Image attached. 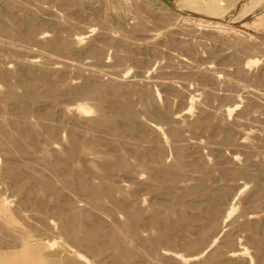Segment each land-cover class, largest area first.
Listing matches in <instances>:
<instances>
[{"label": "bare ground", "instance_id": "1", "mask_svg": "<svg viewBox=\"0 0 264 264\" xmlns=\"http://www.w3.org/2000/svg\"><path fill=\"white\" fill-rule=\"evenodd\" d=\"M116 1L118 2H116V4H127L125 3L127 0ZM77 2V0H65L64 6L66 9L78 6L77 8L79 10L81 6H79L80 4ZM88 2L92 4L93 1L90 0ZM173 3L179 7V9L188 11L190 15L194 14V16H199L200 20H197V22L201 27L197 28L196 25L191 26L192 24L190 25L188 23L190 22L188 19L187 21L184 20L185 23L187 22L186 29L190 27L193 32H199L200 30L201 34L203 33V35L205 34L209 36V38L212 37L217 39L215 42L219 40L218 42L227 44L226 46L232 48L234 45L236 47L242 44L239 42L242 41L239 38L242 36L232 27L221 26L220 21L223 18L231 19L233 16L229 18L230 14L235 12L238 8L242 9V7L243 12L241 15H246L251 7L257 3V0H247V2L244 0H218L215 4L204 7L195 5L189 0H176ZM3 4L5 7L0 9V40L2 39V41H5L0 42V54L2 52H6V54L10 52L12 54L11 56L8 54V56H6L7 58H4L5 61H0V264H142L140 262H143L142 257H145V254H152L150 256L155 254L160 264H191L200 260V258L205 256L204 254L216 243L225 226L227 227V225H225L227 220H229L232 212H234L235 205L229 204L230 206L228 205V208H226L229 212L226 210V216H222V220H220L221 218L219 219L221 222H217V214L221 211L219 209L227 206L224 205L219 208L220 203L226 202L227 198L232 196V199H234V197L236 198L237 195L239 196V194H242L241 192H244L242 189L246 187V184H239L237 182L235 186L231 184L234 187L232 188L234 193L232 196H229L231 194V188L227 189V185V187L224 185V189L211 190L213 187L219 186L213 183L216 179L212 182L213 187H210L212 186L211 183L208 184L210 186L206 185L210 187V190L206 189V186H204L205 183H200V181L203 180V178L205 180L207 176H209L208 178L210 179L211 176L209 174L213 173L212 167L211 171L209 169L211 165L208 167V157L201 154L202 149L205 148H208L210 151H215L212 144L214 141L210 139L211 135L208 136V134L207 137L205 134L210 132L213 133L214 130L216 133L212 138L215 140L222 134V131H219V129L218 132H221L219 135L217 131H215V128L221 127V123L218 121V123L216 122V117L215 119L213 118L215 120L214 124L211 122L212 120L210 121L208 118L209 115L211 116L213 115L212 113L215 112L213 108H211L212 110L209 109L208 113L197 106V108L199 107L198 113H195L196 116H194L195 114L192 115L191 110L192 104L190 102H185L186 105L182 109V112L178 111L177 113L172 114V112L170 114L168 110H161L158 108V94L149 92L144 96L150 99V106H152L153 109L149 111L150 109L145 106L144 108L147 107L149 109L145 114L144 111H146V109L143 112L141 110L139 111L136 105L135 109V103L131 101L133 92L138 91L132 92L130 86L133 85V87H138L141 81L124 82L125 80L123 79V81L121 78V80L114 81V79L110 81L113 83H111V85L110 83L109 85L107 83L103 85L104 82L99 83V79H95L94 76L92 77L94 79L82 81L83 83L80 85L76 83V85H74L73 82L66 83L67 81H62V77L63 74L66 75L65 72L70 66L65 64V61L48 63L49 65L63 64V69H58L57 67L47 66V63H45V66L43 61L39 62L40 60L37 61L36 58L38 59V56L42 54L43 50H52L58 53H62V51L66 52L68 51L66 46L68 47L70 44L65 46L64 40L60 39L58 35H52L54 37L50 38L44 35L43 32V35L40 33L35 35L37 33V28L40 27V23L36 20V16L31 15V12L26 10L25 6L17 5V2L5 1ZM18 11L23 13V17H20L21 19L15 22L14 17L18 14L16 13ZM114 12L115 11H113V13ZM236 17L238 18L239 16ZM7 22L10 23V25ZM197 22L193 23V25ZM185 23L183 25H185ZM78 37H80V35ZM244 38H246L245 40L248 42L247 39L249 37ZM33 40L34 42L37 41V45L40 44L39 46L43 49H41L42 52H37L39 55L33 54L32 52H25L27 54L24 55L26 59H23L24 61L19 60V55L24 52L22 51L23 47H26L19 43H24L26 41L24 43L26 44L27 41L33 42ZM82 40L83 38L76 37L72 42L76 45ZM122 41L120 47H124V49L129 48L130 50L131 45L134 47L136 46V44L131 43L129 46L126 40ZM134 47L133 49H137ZM222 50L224 49L222 48ZM73 51L71 54H74ZM237 51L238 50H236V52ZM86 52L89 56L91 55L90 57H93L92 59H99L98 57L101 55L96 47H89ZM68 53H70V51ZM68 53L66 55H68ZM242 56L240 58H242ZM40 57L44 59L43 56L40 55ZM235 60L238 61L239 58ZM257 61L258 60H248L245 57L238 61L237 67H234L236 64L233 63L232 66L236 68V73L234 74L241 75L240 79L243 76L246 78L244 80H247V77L253 76H250L252 72H249V69L259 62ZM184 64L186 65V63ZM208 70L209 67L205 69V72L204 69L201 71L209 73L212 69ZM259 70L261 69L259 68ZM259 70H257L258 72L256 73L260 74L261 72ZM262 71L264 74V68ZM217 74L219 75V73ZM218 75L216 77L215 74L213 77L214 80L219 78ZM231 75H229V77ZM237 76L236 79L239 78V76ZM200 77H202V74ZM258 77L257 75L255 76L254 82L258 80L262 82L264 79L263 76L262 78L259 77V79ZM213 78L211 80H213ZM223 78H221V80ZM225 80L229 83L233 78L230 80L227 78ZM220 81L218 80L219 83ZM235 83L236 88H238L239 82H233V84ZM256 84L258 85L257 82ZM241 85L245 87L244 84ZM135 87L133 90L136 89ZM253 92H255V90ZM193 95L189 96L193 97ZM206 95L210 97L212 94L210 95V93H208ZM201 97L200 95V98ZM209 97L205 98L209 100ZM215 97L216 96H214V98ZM194 98L195 97H193V99ZM77 99L89 101V108L83 103L79 105L75 104V107L72 105H70L72 107H69L63 104L65 100L77 101ZM231 100L232 102L230 101L231 103L229 105L224 103L226 106L222 105L223 107H219V109L216 110L218 113L216 112L215 115L217 114L219 117L218 119L225 124V122L229 120L231 114H235L234 118L232 117L233 125H230L228 122L226 123L227 125H225L226 128L223 126L225 128L224 130L223 127H221L223 131H226L229 126L235 127L234 134L236 133L238 141L236 142L233 140V145L229 142L234 149H232L231 157H229L230 159L227 161L231 163L232 166L234 165V167L231 168L235 169V165L238 166L236 163V153L239 149H247V142L249 141L247 139L250 136V131L247 132L248 128H245L248 126L247 123H244L247 118H244L245 120L242 119L244 121L240 120L244 113L247 114V109L239 112L237 109L241 103L240 99L234 97ZM141 104L140 102V105ZM90 109L93 112L92 116L88 114ZM192 116L196 118L192 120ZM234 127L229 128L232 130L231 128ZM226 134L231 135L230 133ZM227 135L223 136L228 138ZM209 139L212 142H210ZM227 141L229 140L227 139ZM167 149H170L168 153L166 151ZM240 164L242 166V163ZM237 170L239 172L241 169ZM228 171L230 172L231 170L228 169ZM225 174L227 175V173ZM225 174L224 176H226ZM204 180L201 182H204ZM193 183H195V185H192ZM243 185H245V187ZM174 189L175 191L180 189L182 192L180 193L181 195L184 192V194L194 196L196 199H202L207 206L201 208V206L204 205L203 202L199 204L200 208L197 207L196 204H190L193 199V197L190 196L191 201L187 204L188 202L186 200L188 197L185 196L187 198L186 200L184 197H176V192L174 191L175 195L173 193ZM262 191L263 190L258 189L253 194L256 204H260L263 199ZM145 195L152 196L153 199L158 200L162 205L163 203H166V205L168 204L170 208L166 207L169 208V211L172 209L171 206L178 205L180 209L178 210V207L176 208L179 212L178 215L176 210V212L173 211L175 207L171 210L173 213L175 212L177 218L171 211V213H168L169 211L167 212L166 210L168 215L173 214L172 216L175 217L171 218L170 216L168 218L171 219H167V213L163 216L159 212L160 209L155 210V207V211H152L150 215H146L145 211L148 210L150 206L153 208L154 204L148 206L145 210L144 201L145 197H147ZM153 199H150L151 202H155ZM230 200L227 202L231 203ZM194 201L193 202L196 203V200ZM197 202L199 201L197 200ZM162 205H159L160 208H162L161 211L164 209ZM237 205H239V203ZM195 206L199 208L198 210L197 208L195 209L196 214L193 213V210L191 211V208L193 207L194 209ZM187 208L192 212L191 214H194L193 216H187L189 215L186 211ZM223 208L221 211L222 213L225 210H223ZM164 211L163 213H165ZM149 213L150 211L148 214ZM225 214L223 213V215ZM253 216L246 215V220L243 219L246 223H244L243 226L246 228L250 227L249 229H253L257 234V236L255 234L256 237L253 236L252 238L251 236L250 243L249 241L247 242L256 250L255 252L257 255L253 256H257L256 258L263 264L264 216L258 215L261 217L259 219L256 218V214L254 217ZM190 220L192 223L194 221L195 223H200L206 220L207 224L205 222L206 225L204 226V222H202L203 228H200L199 225L196 227L200 228L197 233L199 234L200 232L201 234L195 238H198L196 241H189L187 244L184 243L186 244L183 245L185 252L188 254L183 255L176 250L166 249L158 252V249L163 245L175 246L176 240L181 233L179 232L181 227L180 224H188L187 222ZM216 222L217 224L220 223V225L217 226ZM234 222L237 221L233 220V223ZM202 223H200L201 226ZM237 223H239V221ZM145 225L156 230V236L152 238H150L151 236H145L144 230H141L142 228L145 229ZM189 226L190 225L187 227ZM181 229H183V226ZM125 234H127L128 237L127 241ZM206 237H208V241L205 240ZM183 240L184 242L186 241L185 239ZM226 240V242L232 244L226 242L225 244L233 245L232 240L229 238ZM129 242L130 244L128 245ZM132 242L134 246L130 247L133 245L131 244ZM136 245L141 246L140 249L142 248V254L137 251L138 249L135 247L139 246ZM241 249L243 248L232 249L233 252L230 254L229 251L228 253L230 255L228 253L227 255L229 257L238 258L234 259L235 261L244 260L243 262L246 263L244 258L246 254L244 253H247V251ZM215 253L216 251H214V254ZM218 254L216 256H220ZM213 256L211 257L209 255V258H205V260L201 258L204 261H201L200 264H238L231 263V260L227 258L228 256L225 260H221V257Z\"/></svg>", "mask_w": 264, "mask_h": 264}, {"label": "rangeland", "instance_id": "2", "mask_svg": "<svg viewBox=\"0 0 264 264\" xmlns=\"http://www.w3.org/2000/svg\"><path fill=\"white\" fill-rule=\"evenodd\" d=\"M5 1L17 2V5L25 6V9L28 10L29 12H31V15L37 17V18L36 17L35 18L40 23V27L37 28V33L35 35H37L39 33L42 34V32L47 37L49 36L48 38L54 37L55 35L56 36L58 35V37L60 39L64 40L65 46L68 44H70L72 46V47L70 45H68V47L66 46V48H68L67 49L68 51H66V52L64 51L65 53L62 51V53L64 54V56H63V54L61 52L58 53V52H53L52 50H49V51L43 50L39 46L40 44L37 45V41L34 42V40H33V42L27 41L26 44H24L26 41L24 43H19V44H22L23 46L27 47L26 48V47L22 46L23 47L22 51H24V52H22L23 54L21 53L19 55L20 58L18 57L19 60H21V61H24L23 59H26V57H24V55L26 54L25 52H32L33 54H38L37 52H42V50H43V52L40 55L43 56L44 59L41 58L40 55L38 54L39 56H38V59L36 58V60L37 61L40 60L39 62L43 61L44 65H45V63H47L46 64L47 66L57 67L58 69L59 68L63 69V64L49 65L48 63L51 64V62H54V61H59V62L65 61L64 63L70 66V67H68V69L65 72L66 75L63 74V77H62V81H64V82L67 81L66 83L73 82L74 85H76V84L80 85L85 80L94 79V78L99 79L100 80V81L98 80L99 83L104 82L103 85L105 83H107L108 85L110 83V85H111L112 82H110V81H113L114 79H115L114 81L121 80V78H122V80L123 79L125 80V81L123 80L124 82H126V81H133V82L141 81L140 86L139 85H138V87L134 86L136 88L135 90H133L134 89L133 85L130 86V89L132 88L131 89L132 92L138 91V92H133V94L131 95V101L135 103L134 108L137 106L136 108H138L139 111L141 110L143 112L146 109V111H144L146 114V112L149 109H150L149 111H151V109H153V107L150 106L151 105V102L149 101L150 99L146 98L145 96L149 92H154V93H157L158 97H159V101H158V108L159 109H161V110L166 109L170 112V114L172 112H173L172 114H174V113H177L178 111L182 112L183 111L182 109L185 107L186 103L190 102L192 104V108H191L192 115H194L195 113L196 114L198 113L199 107L204 109L205 112H208L209 109L213 108V110L215 111L214 113H212L214 115V117H213V115L210 116L208 114L209 112L207 114L206 113L205 114L209 115L208 118L210 119V121L212 120L211 122L213 124L215 122L214 119L216 117V122L218 121L219 123L222 124V125L220 124V126L221 127L224 126L225 128H226L225 125H227L226 123H228V122L230 123V125H233L232 123H233V118H234L235 114L234 113L231 114V116L229 117V120L227 122H225V124H224L218 119L219 118L218 115L217 114H216L217 116L215 115V113L217 112L216 110H218L219 107L226 106L225 104L229 105L232 102L231 99H233L234 97H236V98L238 97L240 99V101H241V103L239 104L240 107L238 106L237 110L239 112L240 111L242 112L245 109H247V114L244 113L240 120L247 118L246 119L247 121L244 119L246 122L244 120H242V121H244V123H247V125H248L245 128H248L247 132L250 131L249 138L251 139V141L249 138L247 139V140H249L247 142V149H243V150L239 149V151L237 149L238 152L236 153V158H237L236 163L238 164V166L235 165V169H234V168H231V167H234V165L232 166V164L227 162V161H229V159H230L229 157H231L232 149H234L233 146H231L234 143L233 140L236 142L238 141V137L236 136V133L234 134L235 127L229 126V127H234V128H231L232 130H230V128L227 127L226 131H223L225 129L224 127H223V130L221 127L215 128V131H217L218 135L221 133V132L220 133L218 132V129H219V131L220 130L222 131V134L220 136H218L216 138V140L212 138L215 136V133H216V132H214V130H213V133L210 132V133L205 134V136H207L208 134H209L208 136L211 135L210 139L214 142L216 141L214 143L209 139L210 142H212L213 147L215 148V151H210L208 148H205V149H202V152H201L202 155L208 157V158L206 157L209 160L208 167L211 165L209 169L211 171V167H212V172L214 174L213 173L209 174L211 176L210 177L211 180L208 178L209 176H207L208 179L205 177V180L203 178L204 182H201V181H203V180H201L200 183H203V184L205 183L204 186H206V185L210 186L208 184L211 183V185H212V182L216 179L217 181L215 180L216 182L214 181L213 183H214V185L218 184L219 186H215V187H217V188H215L212 185V186H210V187H213L211 190L221 189V188L224 189V185L225 186L227 185L228 186L227 189L231 188L230 189L231 194L229 196L233 195L234 190L232 188H234V187L232 185L235 186L236 182L239 184H246V187H245V185H243L245 187L242 189L244 192H241L242 194H239V196L237 195L239 198L242 197L241 199H239L237 196H236V198L234 197V199H232L233 198V196H232L230 198H227L226 202L224 201L225 203L224 202L220 203L219 208L224 206V205H227V206H224V208L222 207L223 210L225 209L223 211L224 214H225V211L227 210L226 208H228L229 204L235 205L234 212H232V214H231L232 217L230 216L229 220H227V223L225 224V225H227L228 228L225 226L223 232L220 234V236L218 238L219 240L217 239L216 243L206 252V254H204L205 256H203L201 258H203L205 260V258H209V255L211 257L214 255L213 257H221L222 259L219 258L221 260H225L228 258V260H231L230 261L231 263L262 264L256 258L257 256L256 257L253 256V255H257L255 252L256 250L253 249V246L251 244H248V242H247V241H249V243H250L251 236L253 238V236L256 237L257 234L255 233V231L253 229H249L250 227H247L248 228V230H247V228L243 225H244V223H246L244 221V220H246V215L253 216V214H254V216H255V214H256L257 219L261 218L260 217L261 215L264 216V212H263L264 211V193H263V191H264V170H263L264 169V91H263L264 90V79L262 80V82L259 80H258L259 82L256 81L258 83V85L256 84V82H254L255 81L254 78L256 75H257V77L259 76L260 78H262V76H263V78H264V74L262 71L264 68V48H263L264 47V0H257L258 4L256 3L255 5H253V7H251L249 12H247V14L244 16L241 15V13L243 12L242 11L243 7H242V9L241 8H238L237 10L235 9L236 11L233 12L232 14H230L229 18H231L233 16L231 19L223 18L220 21L221 26L232 27L238 31L240 36H242V37H239L240 40H242L239 42H240V44L241 43L242 44L239 46H236V47L234 45L232 48L226 46L227 44L218 42L219 40L217 42H215L217 39H214L212 37H210L211 38L210 39L209 36H207L205 34L203 35V33L201 34L200 30H199V32L198 31L193 32V31H191L190 27L189 28L187 27L188 29H186V23L187 22L185 23L184 20L187 21L189 19L191 23L190 22H188V23L190 25L192 24L191 26L196 25L197 28H199L201 26H199V23L197 22V20H200V18H199V16H194V14L190 15V13L186 10L179 9V7H177L173 3L176 0H127L128 2L127 1L125 2V3H127L126 5L120 4V3L116 4V2H117L116 0H107V2H106V0H104V1H102V0H100V1L99 0H97V1L91 0L94 2V3L92 2V4H90L91 2H88L90 0H84V1L83 0H77L78 1L77 3H79L80 4L79 6H81L79 8V10L77 8L78 6L77 7L75 6V7L70 8V9H66V7L64 6L65 0H62L63 2L61 0H55V1L54 0H16V1L15 0H0V5H2V6H0V9H3L5 7V5L3 4V3H5ZM189 1L193 2L195 5H198L200 7L212 5V4H215L216 2H218V0H189ZM244 1L247 2V0H244ZM120 8L122 9V11ZM83 9H85V10H83ZM240 9H241V11H240ZM113 11H115V12L113 13ZM16 13H18V14H16ZM16 13H14V14H16V16L14 17L15 22H16V20H20L23 17L22 12L20 13L18 11ZM234 14H235V16H234ZM236 16H239V17L237 18ZM233 18H234V20H233ZM229 20H230V22H233V23H230ZM180 21L181 22L183 21V22L181 23ZM224 21H226V22H224ZM195 22H197V23L193 25V23H195ZM171 23H172V25H171ZM184 23H185V25H183ZM8 24L10 25V23H8ZM181 25H182V27H181ZM142 28H143V30H142ZM54 31H55V33H54ZM188 33H190V34H188ZM52 35H54V36H52ZM79 35H80V37H78ZM124 35H126V36H124ZM243 36L250 38V39L249 38L247 39L248 42L245 40L246 38H244ZM76 37L77 38H83V40L79 44L74 45L72 41H74ZM118 40H120V41H118ZM122 40H126L129 43V46H130V43L136 44L135 47L137 49H133L134 46H132V45L130 47V50H129V48L124 49V47L123 48L120 47L121 43L123 42ZM1 41H2V39L0 40V42ZM4 41H2V42H4ZM129 41H131V42H129ZM31 45H33V46H31ZM137 46L139 47V49ZM87 47L88 48L89 47H94V48L96 47V49H98L100 51V54H101L100 57H98L99 59H96V58L92 59L93 57H90L91 55L89 56V54H87V52H86L88 49ZM238 47H240V48H238ZM78 48H80V49H78ZM222 48L224 50H222ZM70 49H72V50H70ZM125 50H127V51H125ZM236 50H238V51L236 52ZM50 51H52V52H50ZM69 51H70V53H68ZM72 51L74 52V54L73 53L71 54ZM240 51H243V52H240ZM76 52H77V54H76ZM2 53L0 54V61L1 60L5 61L4 58H7L6 56H8V54L10 56L12 54L10 52L9 53L7 52V54H6V52L5 53L2 52ZM67 53H68V55H66ZM46 54H48V55H46ZM228 55L230 56V58ZM242 55H244V56H242ZM241 56H242V58L246 57L248 60L250 59L252 61H254V60L259 61V62L257 61L258 63L256 65L250 67L249 72H252V73H250V76L251 75H253V76L247 77V80H244L246 78H244L243 76H242L243 79L242 78L240 79L241 75L234 74V73H236V68H234V67L235 66L237 67L238 61L242 60V58H240ZM12 57H14V56H12ZM21 57H24V58H21ZM236 58H239V60L238 61L235 60ZM184 63H186V65ZM233 63L236 64V65H234V67L232 66ZM0 64H1V62H0ZM194 66H196V67H194ZM205 67L206 68L209 67V70H211V69L212 70L211 71L208 70L209 73H207V72L204 73L205 69H206ZM259 68L261 70H259ZM203 69H204V72L201 71ZM214 70H216V71H214ZM257 70H259L261 73L260 74L256 73V72H258ZM210 73H212V74H210ZM217 73H219L221 78L224 77L223 78L224 80L222 79L223 81L221 80L220 76ZM231 73H232V75H231ZM70 74H71V76H70ZM201 74H202V77H204L206 80L204 78L200 77ZM215 74H216V77L218 75V77L220 79L218 78L217 80H214L213 77L215 76ZM227 74H229L231 76L229 77V75H227ZM196 75H197V77H196ZM233 75H235V76H233ZM237 75L239 76V78H237L238 80L236 79ZM92 77H94V78H92ZM211 77L213 78V80H211L212 79ZM259 77H258V79H259ZM227 78L229 80L233 78V80H231L229 83H227V81L225 80ZM72 79H73V81H72ZM218 80L219 81L221 80L220 83L218 82ZM214 81H216V82H214ZM236 81L239 82L238 88H236V86H235L236 83L233 84V82H236ZM204 83H206V84H204ZM240 83L244 84L245 87H243V85H241ZM259 83H261V84H259ZM230 84H231V86H230ZM233 87H234V89H233ZM254 90H255V92H253ZM207 92L210 93V95L212 94L211 96H213V94H214V96H216V97L214 98V96L213 97L207 96L206 95V94H208ZM137 93H138V95H137ZM255 93L256 94L258 93V94L256 95ZM199 94L202 96L201 98H200ZM235 94H237V95H235ZM239 94L241 95V97ZM189 95L190 96L193 95V97H195L197 99L194 98L195 99L194 100L193 97H190ZM253 95H256V96H253ZM205 97H209V100H207L208 98H205ZM223 97H225V98H223ZM245 98L247 99V101ZM248 99H250V100H248ZM70 101H71V103H70ZM84 101H86V100H81V99H77V101L76 100H73V101L72 100H65V102L63 101V104L67 105L69 107H72V106L75 107L76 105L83 103L84 105L86 104V107L89 108V106H90L88 104L89 101H86V102H84ZM144 101H146L147 103ZM203 101H205V102H203ZM140 102L142 103L141 105H140ZM148 102H149V104H148ZM210 102H212V103H210ZM70 105H72V106H70ZM145 106H147L149 109L147 107L144 108ZM197 106H199V107L197 108ZM88 114H89V116L93 115V112L91 109H90ZM196 114L194 116H196ZM194 116H192V118H191L192 120H193V118L194 119L196 118ZM143 119H144V117H143ZM217 123H215V124H217ZM184 125H185V123H184ZM251 126H253V127H251ZM257 127H259V128H257ZM251 128H252V130H251ZM253 128H255V129H253ZM225 132L230 133L232 136L229 134L227 135ZM257 132H259V133H257ZM223 135H227L228 138L224 137ZM227 139L229 141H227ZM229 142H231L230 143L231 145L229 144ZM226 146H227V148H226ZM216 149H218V150H216ZM169 150L168 149L166 150L167 153L169 152ZM245 154H247V155H245ZM245 160H247V161H245ZM240 163H242V166ZM253 163H255V164H253ZM228 169H230L231 171L229 172ZM237 169H239V170L241 169L242 173H241V170L238 172ZM232 170L233 171L235 170V171L233 172ZM228 172H229V174H228ZM225 173H227V175ZM224 174L226 176H224ZM229 176H231V177H229ZM208 180H209V182H208ZM234 180H236V181H234ZM256 180H258V181H256ZM249 182H250V184H249ZM195 183H193L192 185H195ZM203 184H202V186H203ZM222 185H223V187H222ZM207 186H206V189L210 190V187H207ZM258 189L263 190L262 191V198L263 199L261 200L260 204L257 203L258 204L257 205L256 201H254V198H253L254 195L253 194ZM179 190L180 189L175 191V189H174L173 190L174 195L176 192V195H175L176 197H184L185 200L187 199L186 197H188V199L186 200L188 203L185 201L187 204H189V202L191 201L190 197H193V199L195 198L194 196L184 194V192L181 195L180 193H182V192H181V190L179 192ZM243 193H245V194H243ZM145 196H147V195H145ZM148 196L145 197L144 209L146 210L148 208V206L153 205V204H154V206H153V208H152V206L149 207L152 210L149 208L146 211L144 210L145 214L150 215L152 213V211H155L156 209H158V210L160 209L159 212L161 213V215L165 216V214L169 211L170 206H168V204L166 205V203H163V205H162L158 200L153 199L152 196H149L150 198ZM147 199H149V200H147ZM150 199L151 200L153 199L155 202H151ZM193 199L191 202L196 200V203H194L195 202L194 201L193 203L190 202V204H194V205L196 204L197 207L200 208L199 204H202L203 200L200 198H198V199L195 198L194 200ZM197 200L199 202H197ZM228 200H230L231 203L227 202ZM157 201H158V203H157ZM252 201L255 203H253ZM222 203H223V205H222ZM238 203H239V205H237ZM156 204L158 206L162 205V207H164V209L161 211L162 208H160V206L158 208V206ZM203 204L204 205H202L203 207L201 206V208H205L207 206V205H205L206 203L203 202ZM166 206L169 208H167ZM154 207H155V210H154ZM174 207H175V209L173 210ZM193 207L191 208V211L193 210V213L196 214L195 209L197 207L195 206L194 209H193ZM171 208H172L171 210L177 211V212L175 211L177 213V215L179 214L178 210H180V209H179L178 205H176V206L173 205V206H171ZM188 208L186 211H187V214H189V215H187V216H190V215L193 216L194 214H191L192 212L189 211L190 208H189V210H188ZM199 208H197V210ZM222 208H220L219 210L222 211ZM166 210H167V212H166ZM147 211L148 212L150 211V213L148 214ZM163 211L165 213H163ZM170 211L168 213L172 212V211L171 212ZM221 211H220V213L218 212V214H217L218 215L216 217L217 222L222 220L221 217L226 216L227 212H229L227 210L226 214L223 215V213ZM175 212L174 213L172 212V213L176 217ZM188 212H190V213H188ZM168 213L166 215L167 219H171L172 217H174V216H172L173 214L168 215ZM258 215H260V216H258ZM170 216H171V218H168ZM241 217H243V218H241ZM173 219H172V221H173ZM233 220H236L237 222L239 221V223H237V222L233 223ZM202 222H204V226L207 224L206 220L202 221ZM202 222H200V223H202ZM205 222H206V224H205ZM217 222H216V225L219 226L220 223L217 224ZM231 222H232V225H231ZM187 223L188 224H186V223L180 224L181 227H180V230H179V228H178V230L181 233L179 234V237H178L179 240L178 239L176 240V245L175 246L163 245L161 247L162 248L164 246L165 247L163 249L160 247V249H158V252L160 250L166 249V250H176L177 252H179L183 255L188 254L185 252L183 245H186L187 243H189V241L190 242L196 241L198 238L197 239H195V238L198 237L200 234V232H199V234L197 232L199 231L200 228H203L204 226H203V223L201 226V224L199 222L195 223V221H194L192 223L191 220ZM228 223H230V224H228ZM241 223H243V224H241ZM188 225H190V226L187 227ZM198 225L200 226V228H196V227H198ZM147 226L148 225H145V229L144 228L141 229V230H144L145 233L143 231L142 232L145 234V236H147V237L151 236L150 238L156 236V232H155L156 230L152 229L149 226L147 227ZM182 226H183V229H181ZM243 227L246 230H244ZM236 229H238V230H236ZM146 231H147V233H146ZM229 231H230V233H229ZM253 233H254V235H253ZM181 234H183V235H181ZM255 234H256V236H255ZM125 235H126L125 237H126V241H127L128 240L127 234H125ZM241 236H243V237H241ZM207 238L208 237H206L205 240H207ZM228 238L233 241V245H229L232 243L226 242L227 241L226 239H228ZM183 239H185L188 242H186V241L184 242ZM225 242L229 243V244H225ZM184 243H186V244H184ZM236 243H238V244H236ZM129 244H130V242L128 243V245ZM131 244H133V245H131L130 247H133L134 243L132 242ZM234 245H236V246H234ZM136 246H139V245H136ZM140 247L141 246L135 247V248L138 249L137 251L140 254H142L143 253L141 251L142 248L140 249ZM235 247H237L239 249L241 247V248H243L241 250L247 251V253L246 252L244 253V254H246L244 257L246 263L243 262L244 260L243 261L242 260L241 261L240 260L235 261L234 259H238V258L229 257L227 255V253L229 251H230L229 253L231 254V252H233V250L237 249ZM214 251H216L215 254H214ZM217 254L220 256H216ZM147 255L148 254H145L146 258L142 257L143 262L141 261L140 263H142V264L143 263L144 264H158L159 263L160 264V262H158V257L155 254H153V256H150L152 254H149L148 257H147ZM149 256H150V259H149ZM201 258H200V260H198L194 263H191V264H197V263L200 264L201 261H204Z\"/></svg>", "mask_w": 264, "mask_h": 264}]
</instances>
